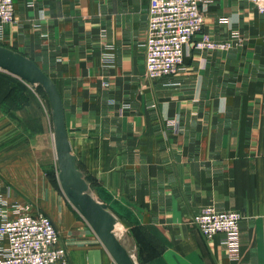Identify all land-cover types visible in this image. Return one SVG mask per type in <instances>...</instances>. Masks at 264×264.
Segmentation results:
<instances>
[{
  "label": "crops",
  "instance_id": "obj_1",
  "mask_svg": "<svg viewBox=\"0 0 264 264\" xmlns=\"http://www.w3.org/2000/svg\"><path fill=\"white\" fill-rule=\"evenodd\" d=\"M149 7L150 0H15L18 23L6 27L2 46L55 82L78 168L119 220L136 264H264V19L247 0L203 7L204 32L219 42L238 32L235 47L187 46L180 72L152 81L143 46ZM108 51L116 58L109 68ZM14 93L36 107L31 88L0 70L1 158L20 156V119L29 149L48 136V213L53 205L67 214L68 264H111L98 241H81V222L49 175L57 163L52 114L39 120L18 108L12 116ZM209 205L242 213L240 259L227 256L224 236L207 240L194 226Z\"/></svg>",
  "mask_w": 264,
  "mask_h": 264
},
{
  "label": "built area",
  "instance_id": "obj_2",
  "mask_svg": "<svg viewBox=\"0 0 264 264\" xmlns=\"http://www.w3.org/2000/svg\"><path fill=\"white\" fill-rule=\"evenodd\" d=\"M224 0H150L146 41V78L162 81L177 75L184 64L185 49L197 52H227L235 47L238 32L229 41L219 42L204 32L203 7ZM264 19V0H247ZM15 0H0V45L6 27L16 25ZM103 64L115 66L111 52L103 55ZM175 120L169 121L173 130ZM242 213L203 207L193 218L201 234L212 240L224 236L227 256L241 257L239 224ZM0 264H68L67 252L52 219L29 202L13 200L0 188Z\"/></svg>",
  "mask_w": 264,
  "mask_h": 264
},
{
  "label": "water",
  "instance_id": "obj_3",
  "mask_svg": "<svg viewBox=\"0 0 264 264\" xmlns=\"http://www.w3.org/2000/svg\"><path fill=\"white\" fill-rule=\"evenodd\" d=\"M0 70L44 90L52 114L58 180L65 197L90 226L115 264H136L125 243L115 232L119 220L106 204L92 195L84 173L78 168L66 127L63 100L55 82L33 60L2 45Z\"/></svg>",
  "mask_w": 264,
  "mask_h": 264
},
{
  "label": "rangeland",
  "instance_id": "obj_4",
  "mask_svg": "<svg viewBox=\"0 0 264 264\" xmlns=\"http://www.w3.org/2000/svg\"><path fill=\"white\" fill-rule=\"evenodd\" d=\"M26 84L31 88L33 98H35L36 101V107L33 108L30 106V101H28V97L26 95L21 93H14L8 99V101L12 103L14 108H12L9 104V106L6 107L8 108V111L13 110L14 113H11V115L15 116V111L19 108L21 110L20 115L28 116V113L30 115L35 114L37 115V118L39 120L42 114H44V116H48V114L51 113V108L44 90L39 86L35 88L28 83ZM19 121L22 132L19 136H15L13 142L14 144H16L17 139L20 141V156L7 158L5 156V158H1L3 147H1L2 145L0 146V161L5 159L3 160L5 162L4 165L2 166L0 164V186L10 196L11 199L14 198L20 200L21 202H29L35 208H38L49 215V217L55 223L57 230L61 236V243L66 249V242L68 241V239L70 243L73 239V237L71 238L66 235V229H69L71 227L67 222V214L65 211L56 209L53 205L49 208L53 215L48 213V136L46 139H44V137L41 138V136H37L36 149H29L27 136L26 133H24V129L26 127L25 122H23L22 119H20ZM37 125L38 127L40 126L39 122L37 123ZM10 136V134L4 135V140L8 141V137ZM8 143L9 141L5 142V147H8ZM2 168H5V170H3ZM49 175H52L54 186L57 188L58 192L61 195H64L58 180L57 163H55L54 168L51 170V173H49ZM10 194H12L13 198ZM66 204L68 210H70V212L78 219V221L81 222L82 230L80 231L84 233L80 236L81 241L88 244L98 241L97 243L99 244V246H102L101 248H103V250L105 251L103 245L98 240L84 218L76 211V209L69 203V201ZM119 231L120 230H118L117 225L116 233H119V238L127 246L128 244L125 239L127 237L126 232H124V234H121V232ZM75 240L76 239H74V241ZM127 248H129V246ZM112 262L111 264H115L114 262Z\"/></svg>",
  "mask_w": 264,
  "mask_h": 264
},
{
  "label": "bare ground",
  "instance_id": "obj_5",
  "mask_svg": "<svg viewBox=\"0 0 264 264\" xmlns=\"http://www.w3.org/2000/svg\"><path fill=\"white\" fill-rule=\"evenodd\" d=\"M117 227V226H116ZM115 231H116V229H115Z\"/></svg>",
  "mask_w": 264,
  "mask_h": 264
}]
</instances>
